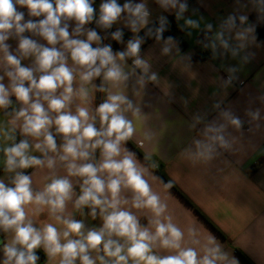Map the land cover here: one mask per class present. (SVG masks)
Returning <instances> with one entry per match:
<instances>
[{
	"label": "clouds",
	"instance_id": "obj_1",
	"mask_svg": "<svg viewBox=\"0 0 264 264\" xmlns=\"http://www.w3.org/2000/svg\"><path fill=\"white\" fill-rule=\"evenodd\" d=\"M159 2L163 7H176L178 0ZM93 3L94 0H0V53L4 59L0 66L4 73L0 75V109L6 110L12 105L11 95L22 104L19 110L13 108L11 113H6L9 119L0 122L4 171L14 173L11 178L14 187L0 179V230L14 232L11 241L3 246L5 258L0 264H37L39 257L35 250L41 247L50 259L59 257V264H75L77 259L81 264H96V260L100 264H239L238 259L225 252L213 236L208 238L202 257L194 247L182 246L185 233L173 223V217L166 214L167 204L151 190L145 179L150 175L148 168L138 164L135 154L123 147L136 131L133 121L125 113L131 111L137 117L142 113L122 90H110L122 85L126 87L135 71L126 72L118 61L134 58L135 67L144 74L137 80L140 86L146 83L145 75L152 82H158V76L156 73L148 75L150 65L139 56L143 40L138 36L128 41L125 51L115 54L110 45L92 47L93 42L99 45L101 41L95 30L84 27L94 20ZM17 6L26 7L30 17L44 18L24 22V13L18 11ZM186 7L180 3V12ZM122 13H127L126 26L133 33L148 24L150 13L146 4L133 3L132 0L123 5L118 0H102L95 22L99 27L109 29L119 21ZM72 20L76 23L70 36L68 22ZM245 20L246 17H240L242 23ZM234 22L235 17H229V23ZM163 23L164 18H161L157 39L161 38ZM186 23L198 26L192 20ZM26 31L42 37L52 47L24 36ZM84 35L86 39L78 38ZM122 35V31L117 30L112 33V39L122 42ZM10 38L19 41L18 56L10 53V46L5 43ZM237 38L242 39L243 34L238 33ZM58 43L61 44L59 49L55 47ZM224 47H227L226 43ZM169 51L167 47L163 49L165 54ZM29 57H34V66H21V59ZM5 76L10 81L7 87L3 83ZM101 76L102 83L97 87L92 81ZM77 79L79 86L74 88ZM95 91L108 94L93 112L88 105L94 99ZM77 98L81 103L73 113L71 105ZM251 115L253 120H258L259 110ZM222 116L237 130L242 128L243 122L230 112H224ZM97 118L99 129L96 127ZM197 120L199 122V118ZM53 126L55 133L62 134L63 143L59 149L50 131ZM18 129L22 136L34 138V145H30L28 139L15 143ZM225 130L224 124L207 125L204 129L206 140H195V151H184L194 161L216 159L220 155L217 144L220 148L232 150V142L226 139ZM144 138L151 140L152 134L146 132ZM7 141L13 142L11 146L5 143ZM30 148L41 155H31ZM97 148L101 150L98 162L94 155ZM57 161L64 164L66 175L53 174L43 190L35 193L32 176L18 171L30 167L53 170ZM150 167L158 165L153 163ZM70 177L82 178L81 194L75 199L74 208L89 207L92 219L97 218L99 209L103 220L99 229H90L85 234L83 221L61 215L74 196ZM171 186V183L166 185ZM125 191L131 193L130 198L124 195ZM129 204L134 209L151 211L147 227L140 225L138 216L127 207ZM28 205L35 206L33 214L37 216L47 208L49 217L64 225L63 232L53 223L46 222L41 229L34 227L26 213ZM149 225L155 230L152 231ZM73 234L77 238H70ZM188 236L192 244H200L195 227L188 229ZM157 248L172 250L174 254H157ZM93 251L97 253L95 259L90 255Z\"/></svg>",
	"mask_w": 264,
	"mask_h": 264
},
{
	"label": "crops",
	"instance_id": "obj_2",
	"mask_svg": "<svg viewBox=\"0 0 264 264\" xmlns=\"http://www.w3.org/2000/svg\"><path fill=\"white\" fill-rule=\"evenodd\" d=\"M125 2L127 0H118L120 5ZM132 2L146 4L150 13L148 24L133 33L126 26L127 13H122L119 21L113 24L114 32L121 30L123 33L122 42H118L114 54L125 51L128 41L140 37L139 33L148 25L161 23V18L166 21L174 15L185 46L182 48L171 37V42L169 38H154L157 33L155 30L145 34L150 41L140 37L143 43L139 56L150 65L148 75L156 73L158 76V82H152L145 75L144 86L137 84L139 77L144 74L140 68L135 67L134 58L118 61L126 72L132 73L134 69V74L130 75L126 87L110 88L109 84H105V87H109L112 92L122 90L134 105L141 108L142 113L139 117L133 116L131 111L125 113L133 121L136 131L123 147L135 154L138 164L148 168L150 175H146L145 179L151 190L167 204L166 214L171 215L173 223L185 233L183 247H194L202 257L208 238L213 236L225 252L238 259L239 264H264V0H178L176 7H163L159 0ZM101 3L102 0H94L92 22L99 16ZM180 3L187 6L183 12H180ZM17 9L24 13V22L44 18L30 17L25 7L17 6ZM241 16L246 17L243 23L240 21ZM229 17H235L234 24L229 23ZM188 20L197 22L198 26L187 24ZM68 23L71 36L76 22L72 20ZM84 27L93 30L89 24ZM246 29L252 30L248 32ZM238 33L243 34L242 39L237 38ZM23 35L46 47H52L42 37L34 36L31 32L26 31ZM78 38L86 39V35ZM103 41L105 46V37ZM5 43L10 46V53L18 56L19 41L10 38ZM225 43L227 47H224ZM100 45L101 41L99 45L92 43L93 48ZM60 46L58 43L55 47L59 49ZM165 47L170 49L167 54L163 52ZM3 63V54L0 53V66ZM68 63L72 65L70 57ZM21 66H34V57L21 59ZM3 74L0 69V75ZM102 80L101 76V83ZM3 83L6 87L9 85L7 76ZM92 83L98 87V77ZM25 86H28L27 81ZM78 86L77 79L73 87ZM107 94L101 92L98 103V91H95L94 99L88 105L90 110L94 112ZM10 100L12 105L8 109H0V122L10 118L6 113H11L13 108L19 110L22 106L15 95H11ZM80 103L78 98L74 99L71 105L73 113ZM257 110L259 119L253 120L251 114ZM224 112L238 117L243 122L242 128L237 130L232 126L222 116ZM212 123L226 126L224 135L232 142V150H225L217 144L220 155L216 159L210 162L194 161L184 150L195 151L193 141L206 140L204 129ZM96 127H100L98 118ZM50 131L59 149L63 143L62 134L55 133L54 126ZM146 132L152 134L151 140L144 138ZM15 136V143L21 139H28L30 145L36 142L32 137L22 136L19 129ZM5 143L11 146L13 142ZM30 154L41 155L31 148ZM4 158L0 151V179L14 187L11 185L14 173L4 171ZM100 159L101 151L98 161ZM153 163L158 167H150ZM18 171L32 176L34 193L42 191L53 174L66 175L64 164L59 161L53 170L30 167ZM70 180L74 196L61 215L83 221L82 231L85 234L90 229H99L103 225L99 209L97 218L92 219L89 207L76 210L73 206L81 194L82 178L70 177ZM169 183L172 185L170 188L166 187ZM124 195L131 197L127 191ZM127 207L138 216L141 226H148V219L152 217L149 209H134L131 204ZM34 208V205L26 206L28 219L32 220L34 227L41 229L44 223H53L63 232L64 225L50 218L47 208L38 216L33 214ZM149 227L155 230L154 226ZM190 227H195L200 244H192L188 236ZM13 235L12 230L7 233L0 230V262L5 258L3 246L11 241ZM70 238L77 237L73 234ZM61 242H64L63 239ZM35 251L45 258L42 264H59V257L50 259L43 247ZM156 252L161 255L174 254L172 250L159 248ZM90 255L95 259L97 253L93 251ZM75 264H81L80 260L77 259ZM96 264H100L99 260H96Z\"/></svg>",
	"mask_w": 264,
	"mask_h": 264
},
{
	"label": "trees",
	"instance_id": "obj_3",
	"mask_svg": "<svg viewBox=\"0 0 264 264\" xmlns=\"http://www.w3.org/2000/svg\"><path fill=\"white\" fill-rule=\"evenodd\" d=\"M176 15H174L173 17L169 18L168 20L164 21L163 23V32L160 34L161 38H174L179 44L180 46L183 48L185 46V42L183 41V39L181 38V29L179 28V26L176 23ZM89 26L95 30L98 35L101 37V45L100 47L104 46V41H103V37H105L106 40V45H110L112 48V51H116L118 49V42L114 39H112V33H114L113 30V25L111 28L109 29H104L102 27H99L96 22H90L88 23ZM161 27V23H153L148 25L143 31H141L139 33V36L141 38L146 39V41H150L149 39L146 38L145 34L147 32H149V30H155L157 32V29ZM157 37V33L155 35L154 38ZM105 45V46H106ZM101 85V77H98V87ZM100 94L101 92L98 91V95H97V102H100ZM100 149L97 148L95 150V161H98L99 155H100Z\"/></svg>",
	"mask_w": 264,
	"mask_h": 264
},
{
	"label": "water",
	"instance_id": "obj_4",
	"mask_svg": "<svg viewBox=\"0 0 264 264\" xmlns=\"http://www.w3.org/2000/svg\"><path fill=\"white\" fill-rule=\"evenodd\" d=\"M36 254L39 257L37 264H42L45 261V258L39 253H36Z\"/></svg>",
	"mask_w": 264,
	"mask_h": 264
},
{
	"label": "built area",
	"instance_id": "obj_5",
	"mask_svg": "<svg viewBox=\"0 0 264 264\" xmlns=\"http://www.w3.org/2000/svg\"><path fill=\"white\" fill-rule=\"evenodd\" d=\"M26 8V7H25ZM26 10L28 11V9L26 8Z\"/></svg>",
	"mask_w": 264,
	"mask_h": 264
}]
</instances>
